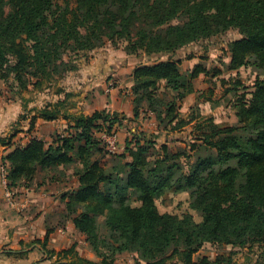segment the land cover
I'll list each match as a JSON object with an SVG mask.
<instances>
[{"label": "trees", "instance_id": "16d2710c", "mask_svg": "<svg viewBox=\"0 0 264 264\" xmlns=\"http://www.w3.org/2000/svg\"><path fill=\"white\" fill-rule=\"evenodd\" d=\"M54 1L0 0V80L13 76L27 89L76 69L64 58L69 51L112 42L128 54H172L230 28L241 37L229 45V68L260 72L235 102L239 127L209 118L176 151L144 132L127 137L122 152L108 151L97 132L111 133L127 118L108 110L67 114L66 132L52 142L2 140L11 147L2 156L10 187L29 186L39 169L74 166L79 186L64 194V218L73 219L100 260L78 257L72 264H115L125 251L137 253V264H166L175 256L181 264H237L236 247L264 246V0H63L57 8ZM181 64L170 57L135 66V117L152 111L172 130L192 123L181 115V102L207 68L199 63L184 72ZM39 111L52 120L59 107ZM183 192L196 214L159 209L158 200ZM205 243L232 249L195 260ZM260 257L264 264V249Z\"/></svg>", "mask_w": 264, "mask_h": 264}, {"label": "rangeland", "instance_id": "374dc122", "mask_svg": "<svg viewBox=\"0 0 264 264\" xmlns=\"http://www.w3.org/2000/svg\"><path fill=\"white\" fill-rule=\"evenodd\" d=\"M62 5L63 0L54 1V8ZM174 22L182 23L183 19ZM240 37L241 33L238 29L230 28L210 39L189 43L172 54H147L145 52L128 54L124 51L121 44L117 45L112 42H107L102 47L92 49H107L112 56L119 54L116 55V62H121L125 69L126 67H131V65L149 64L170 57L181 59V67L184 72L192 70L199 63L207 68L206 72L200 73L195 78L194 91L189 93L181 102V115L186 119H192V123L183 128L172 130L170 127L166 128L164 125H159L156 118L155 121H151L152 118L148 115L150 111H144L139 117L130 116L123 120L124 131L128 132L127 137H132L134 133L144 132L147 136L156 139L158 144L167 142L170 148L176 151L179 147H185L194 141V134L199 127V125H195L199 122H208L209 118H212L221 127H239L240 122L235 102L239 95L247 90L246 87L248 89L253 87L256 76L260 73L256 69L246 66L238 69L229 68V45L233 40ZM92 50L69 51L64 58L70 64L78 66V63L82 60L86 61L89 59L90 51ZM72 73L71 71L65 72L52 81H45L40 86L29 85L27 89L17 86V82L13 76L7 80H0V155L4 150L11 148L7 146L4 149L5 145H3L2 140L11 141L14 145H23L32 137H40L50 142L58 134L66 132V121L56 120L53 123H49L38 120V108H43V106H47V104L53 101L64 98V101L59 104V113H65L68 110L69 103L74 99V96L68 95L74 93V90L69 89L72 83V78H70ZM126 74L123 73L116 78V75H110L106 88L99 91L100 97L103 94L108 99L109 92L115 89L126 101V95L128 94L126 90L129 89V85L131 84V79ZM119 79L121 81H118ZM236 85L238 89L234 88ZM150 113L152 114V112ZM97 136L102 139L106 149L110 150L106 140L102 137L101 131L97 132ZM125 145L126 140L124 142L117 134V147L114 152L123 151ZM73 167V165H68L62 169L50 171L54 172V175L57 174L59 178L63 177L62 172H66L65 176L70 174L71 177L68 181L74 186V180L72 179ZM44 174H47V171L37 173L34 180L29 183V187L36 190L38 180L40 181V178H43ZM20 190L21 187L14 188L16 199L22 194ZM158 207L162 212L167 211L182 215L189 211L196 214V211L189 207L188 194L186 192L179 194L170 193L163 197V199L158 200ZM2 208H4L3 212H22V210H18L11 205L10 207L4 206ZM34 211L33 208L31 212ZM100 222H103V220L100 219ZM102 231L104 233L103 229ZM231 249V246H217L212 243H205L194 255V259L198 260L202 256L215 258L218 254H228ZM263 249L264 246L259 245L236 247L234 260L237 264H258V261L262 260L260 255ZM166 264H181V262L175 256L170 258Z\"/></svg>", "mask_w": 264, "mask_h": 264}, {"label": "crops", "instance_id": "0c3cea01", "mask_svg": "<svg viewBox=\"0 0 264 264\" xmlns=\"http://www.w3.org/2000/svg\"><path fill=\"white\" fill-rule=\"evenodd\" d=\"M101 49L90 51L89 59L82 60L77 68L71 71L72 83L69 89L74 90V93L68 95L74 96V99L69 103L68 110L59 113L58 118L48 120L41 117L39 110L42 108H38V120L49 123L56 120L66 121V129L70 122V119L65 117L67 114L91 115L97 110H108L134 117L132 80L129 89L126 90L128 92L126 101L115 89H111L108 99L103 94L100 97L99 91L106 88L110 75H116V78L127 73L126 75L131 79L137 64L125 69L121 62H116V55L119 54L112 56L109 50ZM63 101L64 98L53 101L47 106L59 107ZM144 111L149 112L142 110L141 114ZM149 113L151 121H155L154 113ZM117 134L125 142L128 132L124 131V125L116 130V136ZM5 148L7 145L4 146ZM9 150H4L0 155V264H72L78 257L99 261L100 258L87 241L85 234L77 229L73 219L64 218L66 213L64 194L79 186V179L74 170L72 172L74 186L68 181L70 174L65 176L66 172H62L63 177L59 178L54 172L46 170L47 174H44L40 181L38 180L36 190L22 185L20 190L22 194L18 199L15 198V203H11L6 195V183L1 170L2 156ZM59 168H64V165ZM41 171L44 172L39 169L38 173ZM10 205L22 212H3L2 207H10ZM33 208L35 211L31 212ZM64 250L70 251L64 253ZM137 260V253L125 251L118 254L115 264H137ZM140 262L146 264L143 260Z\"/></svg>", "mask_w": 264, "mask_h": 264}, {"label": "built area", "instance_id": "2783aa9c", "mask_svg": "<svg viewBox=\"0 0 264 264\" xmlns=\"http://www.w3.org/2000/svg\"><path fill=\"white\" fill-rule=\"evenodd\" d=\"M101 133H102V137L107 142L108 148L110 149L108 151L114 152V150L117 147L116 146V137H117L116 136V129L114 128L111 133H109L106 130H102ZM1 170H2L3 177H4V181L6 183V195L10 199L11 203H15V196H14L15 191H14V188L10 187L8 185V179H7L8 170H7V167L4 164H2Z\"/></svg>", "mask_w": 264, "mask_h": 264}]
</instances>
